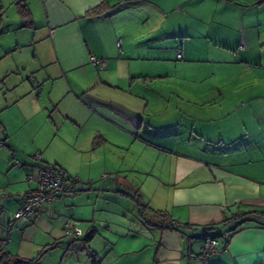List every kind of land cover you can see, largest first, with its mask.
Segmentation results:
<instances>
[{"label":"crops","instance_id":"0c3cea01","mask_svg":"<svg viewBox=\"0 0 264 264\" xmlns=\"http://www.w3.org/2000/svg\"><path fill=\"white\" fill-rule=\"evenodd\" d=\"M18 1L31 25L22 24ZM9 2L16 44L3 49L19 55L0 73V81L17 78L2 95L0 141L23 159L18 181L34 170L25 153L37 151L80 182L27 220L12 214L32 186L25 180L23 192H7L6 250L28 258L36 244L22 243L25 231L65 208L60 231L72 222L91 242L108 222L99 213L109 196L134 198L121 190L127 180L141 199L145 182L128 178L144 176L154 179L148 193L167 192V204L150 209L180 228L148 222L146 242L134 236L129 247L140 252L143 240L153 249L109 264H264V0ZM92 55L105 66L95 70ZM211 237L219 253L203 255Z\"/></svg>","mask_w":264,"mask_h":264},{"label":"rangeland","instance_id":"374dc122","mask_svg":"<svg viewBox=\"0 0 264 264\" xmlns=\"http://www.w3.org/2000/svg\"><path fill=\"white\" fill-rule=\"evenodd\" d=\"M4 1L6 2V4L3 9L0 10V73L2 72V69L8 66V62H13L19 55L17 51H10L9 53H5V49H3V45L5 46L8 44H16L14 37L15 30L11 29V31L8 32L7 26L10 27L12 25V22H14L17 18L15 3H10L9 0ZM9 23L11 25H8ZM22 53L31 55L32 49L24 48ZM257 55L258 59L261 62H264V50H262L260 54ZM26 65L28 68L33 66L30 65V63H26ZM13 68H15V66ZM15 80H17L16 76H11L5 81H0V105H2L4 101V98H2L3 92L5 91V94L7 91L5 90V88L12 84H15ZM17 89H15V87L12 89L9 88V95L13 93L12 91L17 92ZM1 139L2 133L0 132V140ZM0 143H3V141H0ZM25 147L28 148L30 146ZM36 152L37 151H28L27 153H25L26 156H24L25 158L27 157L34 165V170L28 172L27 174L25 173L24 175L25 180L32 186V188L37 187V181H29L28 176L30 174H33L35 178L38 176L39 166H36L35 168V165H39L45 162L52 163L51 161H44L42 158L41 161L36 160L34 157V154ZM20 156V154H17L16 152L12 153L5 145L0 144V184L4 185L3 188L0 189V235L4 240H6L5 246L8 245V234L4 228L5 224H8L7 222L12 212V210L9 208L7 209L5 205L7 201L6 193L9 191L15 192V190H20L21 192H23V185L27 183L25 180H17L19 176L16 174L20 171V169L23 168V159ZM16 159L18 160V162H15ZM143 177L144 176L134 179L128 178L129 181L134 180L136 185H138V182H145L144 187L140 190L141 199H139V193H137L136 188L132 189L127 180H124V189L121 190H130L131 195L134 198H131V196H129L128 200H124L123 198H120L118 196H109V198H111L112 200L109 201L104 207L107 211L99 213V215L102 214L103 217L107 218L108 222L103 221L98 223L99 225L96 226L98 233L94 236L91 242H89V244L84 241L86 238L85 232L84 234L82 233L80 236H78L76 240H72L70 242L69 237L63 233V230L62 232L60 231L61 227L59 218H66V208L64 212L59 214V216L55 215L57 218L44 217L39 221V229L35 230V232L34 230H27L24 233L22 242L24 245L26 244L27 247H31L33 241V244H36L32 245L35 246V250L34 248L28 249L30 252L29 255H27L28 258H37L39 264H92L89 255L95 252L101 259L102 264H109L112 261L128 262L130 260L137 259L138 255L143 256L148 251L150 252L151 249H153L151 243L146 244V246L144 245V243H142L143 240H145L146 242V238H148L149 235L146 225L148 224V222H166L168 224L170 220L166 218L167 215L165 211H161L163 213L162 214L161 212H155L150 209V207H152L154 204L165 206V204H167V192L161 191L160 193L159 187V195L152 193L154 189H151L152 191L148 193L145 185L149 181H154V179L149 177L145 179ZM12 198L16 199V196H13ZM117 198L118 200H115ZM130 201H132L133 204ZM148 202L150 204H148ZM65 223L66 220L64 224ZM81 226L85 230V227L83 225ZM45 229L52 230L53 237H51V239L42 234V231ZM32 233L33 237H31ZM134 236L136 241L140 236H142L141 239L143 240L141 241V245L138 247L140 249V252H133V250L129 247L131 246L130 244L132 243Z\"/></svg>","mask_w":264,"mask_h":264},{"label":"built area","instance_id":"2783aa9c","mask_svg":"<svg viewBox=\"0 0 264 264\" xmlns=\"http://www.w3.org/2000/svg\"><path fill=\"white\" fill-rule=\"evenodd\" d=\"M119 45V41L117 42ZM181 57L180 50L177 54ZM90 63L95 70L105 66V60L95 55L90 56ZM36 160L41 161V156L38 152L34 154ZM15 162H18L16 159ZM105 177V174L102 175ZM29 181H37V187L32 188L23 198L20 206L13 212V219L27 220L35 212L36 208L42 203L51 202L64 194L70 188L72 183L80 182L78 177L71 178L67 175L66 171L52 163H41L39 166V174L35 178L33 174L28 176ZM91 183V181H88ZM14 227L13 222L8 225V230ZM63 233L66 236L78 237L82 234L80 228L74 223L67 222L63 226ZM229 233H224L221 237L226 241ZM9 239V236H8ZM200 253L203 255H217L219 249L217 248V239L214 237L209 238L200 248Z\"/></svg>","mask_w":264,"mask_h":264},{"label":"trees","instance_id":"16d2710c","mask_svg":"<svg viewBox=\"0 0 264 264\" xmlns=\"http://www.w3.org/2000/svg\"><path fill=\"white\" fill-rule=\"evenodd\" d=\"M17 10H18V13L22 19V24L23 25H31L32 20L30 18V12H29V9L27 8V5L24 2L18 1L17 2ZM0 144H2V143H0ZM54 165H56V164H54ZM69 177L74 179L73 176H69ZM72 184H75V183H72ZM255 212L262 213V211H255ZM162 228L179 229L180 226L175 225L173 223H170V224L166 225V227H162ZM91 236H92L91 233L88 234L84 241L89 243ZM74 238H77V237H74ZM5 243H6V240H4L2 237H0V264H39L37 261V258H35V257L34 258H25V257H21L18 255L10 254V252H8L6 250ZM89 258H90L92 264H102L101 259L98 257V255L95 252L91 253L89 255Z\"/></svg>","mask_w":264,"mask_h":264}]
</instances>
